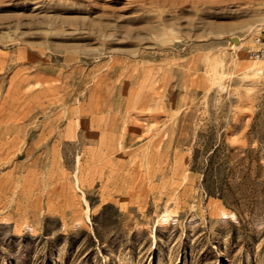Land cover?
<instances>
[{"label":"rangeland","instance_id":"374dc122","mask_svg":"<svg viewBox=\"0 0 264 264\" xmlns=\"http://www.w3.org/2000/svg\"><path fill=\"white\" fill-rule=\"evenodd\" d=\"M264 0H0V264H264Z\"/></svg>","mask_w":264,"mask_h":264},{"label":"built area","instance_id":"2783aa9c","mask_svg":"<svg viewBox=\"0 0 264 264\" xmlns=\"http://www.w3.org/2000/svg\"><path fill=\"white\" fill-rule=\"evenodd\" d=\"M247 57L256 62L264 61V25H261L251 37Z\"/></svg>","mask_w":264,"mask_h":264}]
</instances>
